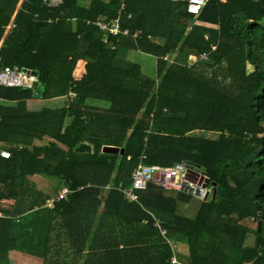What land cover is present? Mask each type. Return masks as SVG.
<instances>
[{"label": "trees", "instance_id": "trees-1", "mask_svg": "<svg viewBox=\"0 0 264 264\" xmlns=\"http://www.w3.org/2000/svg\"><path fill=\"white\" fill-rule=\"evenodd\" d=\"M122 1L128 35H104L94 21ZM131 53L153 56L154 75ZM0 66L37 72L34 89L0 86V264L11 251L41 264H264V0H206L197 16L186 0H0ZM34 93L63 103L31 110ZM180 161L209 182L194 216L179 212L183 191L128 201L103 188L129 187L139 163ZM32 176L71 193L48 208Z\"/></svg>", "mask_w": 264, "mask_h": 264}, {"label": "built area", "instance_id": "built-area-1", "mask_svg": "<svg viewBox=\"0 0 264 264\" xmlns=\"http://www.w3.org/2000/svg\"><path fill=\"white\" fill-rule=\"evenodd\" d=\"M24 0H19L21 3ZM206 0H186V11L191 15L197 16L202 10ZM61 0H47L48 7H56ZM124 8V2L122 1L117 10V16L112 20L96 19L94 25L101 31L104 35L111 36H125L128 35V30L122 28L120 25V15ZM48 22L51 20L47 19ZM37 82V77L33 76L30 71L20 70L18 68H12L9 66H0V86L4 87H17L24 84H33ZM71 97L74 96L73 93H69ZM217 131V130H216ZM6 153V154H5ZM0 157L9 158V152L6 150H0ZM129 159V158H128ZM198 174L194 175L190 169L186 166L183 161L177 162L171 166H160V165H146L139 163L131 174V183L128 188H122L120 186L117 189L124 195L125 199L128 201L137 200V191H144L148 187L149 183L160 186L165 190H176L183 191L185 193L189 192L194 194L196 189H199L200 197H204L206 194L207 186L201 187L192 182H197L200 178ZM111 186H106L105 189H110ZM66 188H62L57 192L56 201L65 200L68 194ZM52 202L50 201L49 206L52 207ZM154 226L159 230L160 235L165 236L166 231L158 221H155ZM174 249V245H171ZM171 264H181L173 256L170 258Z\"/></svg>", "mask_w": 264, "mask_h": 264}, {"label": "rangeland", "instance_id": "rangeland-1", "mask_svg": "<svg viewBox=\"0 0 264 264\" xmlns=\"http://www.w3.org/2000/svg\"><path fill=\"white\" fill-rule=\"evenodd\" d=\"M130 55H132V58L130 56V58L135 61L138 62L141 65L142 71L143 73L147 74V75H154L155 72V58L153 56L150 55H145V54H141V53H131ZM82 64L80 63L79 65H77V69L75 71V74L78 75V73H80V71L82 70ZM93 104H99V102L97 101H91ZM63 103V99H59L56 101H49V100H43V99H31L30 100V104L28 105V108H30L31 110H37L40 109L42 107H54L55 106H60ZM203 133L197 132L196 135L200 136ZM203 135L207 136V137H211L212 134H207L204 133ZM55 181V180H52ZM51 180L48 183L47 186V192L50 193L51 196L55 195L56 192V188L60 187V185H58V183H54ZM203 197H197V196H191V200L189 202V204L184 205L183 208H180L179 212L182 213L185 216L191 217L194 216L198 206L201 203V199ZM179 248L176 247L177 251H181V253H183V256L185 257L187 255V249L185 245H181L178 246ZM175 249V250H176ZM27 256V255H26ZM31 257V256H29ZM23 257V259H20L21 256L19 255H14V256H10L11 258V264H41L40 262H37V260H39L38 258L35 257ZM30 259L32 262H27V260ZM34 259V260H32ZM23 260V261H22Z\"/></svg>", "mask_w": 264, "mask_h": 264}, {"label": "crops", "instance_id": "crops-1", "mask_svg": "<svg viewBox=\"0 0 264 264\" xmlns=\"http://www.w3.org/2000/svg\"><path fill=\"white\" fill-rule=\"evenodd\" d=\"M79 64H80V62H79ZM59 99H63V98H55V99H51V100H49V101H56V100H59ZM30 100L31 99H28L27 100V107H28V105L30 104ZM54 107H55V105H54ZM216 131V130H215ZM196 134H197V132H195ZM0 150H6V151H8L7 149H5V148H0ZM2 158V157H1ZM5 159V158H4ZM31 179L33 180V182H35V184H36V186H37V188L39 189V190H41L42 192H47V186H48V183H49V179H47V178H44V177H40V176H32L31 177ZM56 183V182H55ZM87 186L88 187H91L92 185L91 184H89V183H87ZM106 186H111V188L110 189H105V187ZM118 186H120V187H122V184L121 183H119L117 186H112V184L110 185V184H106L103 188L105 189V190H111V189H115V190H117V191H119L118 189H117V187ZM62 188H66L68 191H71V190H69L68 189V187H64L63 186V184L60 186V187H57L56 188V192H55V195L54 196H50V198L49 199H47L46 200V202H45V206L46 207H48V208H51V206H49V204H50V201H53L52 202V204L51 205H53V203L54 202H58V201H56L55 199H56V196H57V192L59 191V190H61ZM80 188V187H79ZM123 188V187H122ZM126 188H128V187H126ZM120 192V191H119ZM71 193V192H70ZM48 195V194H47ZM191 195H193V194H191ZM194 196V195H193ZM1 203H3V204H8V205H13L14 204V200H3ZM0 216H1V213H0ZM14 255H19V256H21V258L20 259H23V257H29V255H25V254H23V253H20V252H16V251H11L10 253H9V256H14ZM32 257V256H31ZM31 257H29V258H31ZM175 257V256H174ZM36 258V257H35ZM32 260H34V259H32ZM13 261V260H12ZM23 261V260H22ZM27 262H32L30 259H28L27 260ZM37 262H40V263H42V260L41 259H39V260H37Z\"/></svg>", "mask_w": 264, "mask_h": 264}, {"label": "water", "instance_id": "water-1", "mask_svg": "<svg viewBox=\"0 0 264 264\" xmlns=\"http://www.w3.org/2000/svg\"><path fill=\"white\" fill-rule=\"evenodd\" d=\"M31 74L33 76H37V72H35V71H31ZM36 85H37L36 82H34L33 84H24L23 87L34 89L36 87ZM32 97L35 98V99H39L40 95L37 94V93H34V94H32ZM90 151H91V146L86 144V143H80L75 148V152H79V153L90 152ZM102 152H104V153H114V154H118L119 153L121 155V154H123V149H118V148L113 149V148H110V147H103L102 148ZM192 183H194V184H196L198 186H201V187H205V186H207L209 184L208 179L205 178L202 175L197 180V182H192ZM62 184H63L64 187H67V184L65 183V181H63ZM211 186H214V184L211 183ZM147 187H148V189H162L160 186L155 185L153 183H149L147 185ZM199 191H200L199 189H196L193 195L197 196V197H200ZM214 193H215V189L213 188L212 189V194L214 195ZM189 194H191V193L189 192ZM213 195H212V197H213Z\"/></svg>", "mask_w": 264, "mask_h": 264}, {"label": "snow or ice", "instance_id": "snow-or-ice-1", "mask_svg": "<svg viewBox=\"0 0 264 264\" xmlns=\"http://www.w3.org/2000/svg\"><path fill=\"white\" fill-rule=\"evenodd\" d=\"M6 154V153H5Z\"/></svg>", "mask_w": 264, "mask_h": 264}]
</instances>
